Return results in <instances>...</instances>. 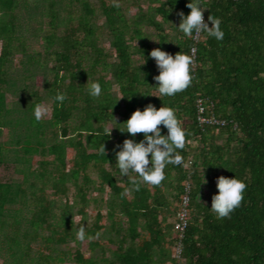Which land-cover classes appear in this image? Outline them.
<instances>
[{
  "label": "trees",
  "instance_id": "16d2710c",
  "mask_svg": "<svg viewBox=\"0 0 264 264\" xmlns=\"http://www.w3.org/2000/svg\"><path fill=\"white\" fill-rule=\"evenodd\" d=\"M97 1L101 3L100 12L105 19L101 25L96 21L99 11L91 0H77L79 7L67 9L68 14L63 17L57 0H43L48 3L44 15L49 17L42 37L43 51L31 54L24 37L17 34L16 10L27 0H0V12H3L0 16V167L5 162L4 151L11 143L18 163L30 164L35 155L52 156L50 160H40L34 171L22 168L23 183L30 181V175L36 180L29 184L34 188L31 194L35 211L28 220L30 230L20 234L16 216L10 224L15 228L13 235L5 233L13 264H52L55 259L64 260L52 253L39 252L37 259L31 254L32 242L42 237L43 229L51 231L43 238L45 247L54 252L57 249L48 246L74 237L71 212L74 206L66 203L59 223L53 225L50 219L55 215L45 192L50 188L55 195L66 196L67 184L72 182L81 206L78 211L85 221L91 202L87 189L94 184L86 173L90 168L98 173V192L110 189L108 229L120 236L116 242L115 238H109L116 246L112 249L113 258H102L104 262H168L174 241L172 219L180 208L184 182L189 181L192 186L190 222L181 264H264V0H200L208 8L204 12L206 20L211 13L222 18L225 36L217 40L202 32L198 41L194 39L195 34L189 37L179 29L170 35L164 27L173 19V13L181 10L190 13L189 0H156L158 5L149 6L146 12L138 6L139 11L131 22L120 5ZM63 24L65 29L59 34ZM144 26L156 31L154 41L145 34ZM105 37L110 39V52L99 44ZM193 45L195 56L191 51ZM157 47L172 54L183 50L195 57L192 83L174 96L151 95L159 94L158 81L154 79L159 68L150 56L151 50ZM17 52L27 57L31 65L48 67L50 62L53 65L48 67L51 79H45L47 96L34 91L27 99H21L23 109L12 110L7 105L6 85L8 68ZM109 74L112 79H108ZM88 81L102 84L100 97L89 95ZM115 85L120 96L113 92ZM58 91L65 93L62 102L55 100ZM199 98L208 107V115L212 113L225 119L227 125L202 126L197 119ZM45 100L52 102L51 117L37 121L34 107ZM149 103L157 108L165 103L176 110L187 134L185 147L178 149L187 167L183 162L168 164L161 184L140 182L141 187L129 191V197L125 189L138 174H131L132 178L122 176L113 149L132 136L121 131L124 125L120 123ZM16 113L17 116L9 118ZM10 125L13 127L11 140H1L5 127ZM106 126L113 128L110 135L104 133ZM161 127L166 134L167 128ZM143 135L137 133L135 139H142ZM223 136V142H218ZM192 141L198 143L197 149L192 148ZM103 143L106 151L101 152ZM69 148L74 151V157L67 169ZM221 174L237 175L245 180L247 187L241 205L230 217L219 219L210 207L213 195L219 192L216 178ZM81 176L83 183L79 180ZM27 195L23 185L0 182V235L8 223L7 210L16 204L23 207ZM14 212L17 215L18 211ZM102 220V212L98 211L86 233L100 237L106 229ZM89 248L103 249L93 238ZM74 259L78 264L96 262L92 257L85 258L78 249Z\"/></svg>",
  "mask_w": 264,
  "mask_h": 264
},
{
  "label": "rangeland",
  "instance_id": "374dc122",
  "mask_svg": "<svg viewBox=\"0 0 264 264\" xmlns=\"http://www.w3.org/2000/svg\"><path fill=\"white\" fill-rule=\"evenodd\" d=\"M59 2V11L61 13V17L66 16L68 14L67 9L72 8V10L77 9L78 2L77 0H57ZM107 4H117L120 5L122 11L124 12L126 19L130 22L133 19V16L136 15L139 11V7L142 8L144 12L148 11L149 6H156L158 3L156 0H105ZM92 5L98 9V16L96 18L97 24L101 25L104 23L105 19L104 16L101 14L100 5L101 3L97 0H91ZM48 3L43 2V0H27V3L22 4L17 10L16 15L18 16L17 20V34L24 37L26 41V45L30 50V53H36L43 51V34L44 29L48 27L47 23L49 17L45 14L47 11ZM139 6V7H138ZM80 10V8H79ZM173 19L171 22L164 24L166 31L171 34H176V31H179L177 27L181 21V17L179 13H173ZM3 15V12H0V16ZM159 19H161L158 16ZM177 25V26H176ZM65 29L64 24L60 26L59 34L63 32ZM145 34L148 36L150 35L151 41H154V36L156 31L151 27H143ZM101 46L104 47L106 52L111 51L110 46V39L108 37L103 38L100 43ZM2 42L0 41V52H1ZM37 54V53H36ZM21 52H17L12 61L9 65V83L6 85V100L7 105L12 110H19L23 109L24 106L21 104V99H27L32 92L37 91L40 95L47 96L48 88L45 85V79H51V76L48 75V67L53 65L52 62L48 64V67L38 66V64L31 65L28 63V58L23 57ZM108 79H112V75H108ZM113 92L115 95L120 96L118 86L113 87ZM34 98H32L33 100ZM49 106V111L44 116L43 119H49L52 114V102L50 100H45ZM18 113L14 115H10L9 118L17 116ZM111 127V125L109 126ZM4 135L2 136L1 140L7 139L9 140L11 135L13 134V127L10 125L9 127H5L3 131ZM48 142H51V139L48 137ZM225 137L219 139L218 142H223ZM11 140V139H10ZM12 143L8 145L7 150L4 151L5 153V162L0 167V182H11L14 185H23L27 188L28 195L24 198L25 205L20 208V205L16 204L10 207L7 210L6 214V221L8 222L5 226V229L2 230L0 235V264H13V259L8 252V247L6 246L5 240V233L11 232L13 235L14 227H10V224L15 221V217L17 216L20 222V234H22L25 230H30L28 220L32 217L33 212L35 211L34 206V198L32 197V192L34 188H31L29 184L31 182H36L34 180V176L30 175V181L23 183V173L22 168H29V171H34V169L39 165L40 160L42 159H52V156H41L35 155L31 161V163H18L14 159L16 158L15 151L12 149ZM191 146L193 149H197L198 143L195 141L191 142ZM74 157V151L72 149H67V169H69L72 165V159ZM29 166V167H28ZM87 175L94 180V184H90L89 189H87L88 200H91L90 204H88V216L85 221H83V217L79 214V208H81L78 199L76 198V188L72 182L67 184L68 186V194L66 196H57L52 192V189L47 188L45 195L46 199L50 203V207L52 208V212L54 213L55 217L50 219V222L53 225L59 223L61 211L64 208L65 204L68 203L69 205L74 206L71 209L72 216H73V230L74 233L73 238H69L67 242L62 244H51L48 246L52 249L56 250L57 252L52 251L51 249H47L45 247L46 242L44 241L43 237L48 236L51 231L48 229H43L41 231L42 237L38 238V241L32 242V251L31 254L34 259L39 257V252H43L46 254L52 253L54 257H58L60 255L64 260H53L51 261L52 264H78V262L74 259L76 250H80L85 258L92 257L96 260L95 264H110L108 262H104L102 258L112 259V249L116 246L115 243H110L109 238H115L114 241L116 242L119 238L115 236L113 231H110L109 226L110 222L107 220L108 209H107V201L110 198V189L106 188L103 193L98 192V187L100 186L99 177H97V171L90 168L86 172ZM83 176V175H82ZM82 176L80 177V183H83ZM40 182H38L39 184ZM120 185H123L122 182H119ZM40 185V184H39ZM164 190V189H163ZM40 193V192H38ZM164 194L168 196L170 201H172V197L168 192ZM127 195L131 197V194L127 192ZM94 199H97L98 202H94ZM20 208V210H19ZM15 210L18 211L17 215L15 214ZM98 211L102 212L103 220L101 223L105 224L106 229L101 231L100 237L93 238V241H99L102 244L103 249L96 248L95 250H91L89 248V241L90 239L86 238L81 240L77 238V229L80 224L84 223L87 225V230L93 225V221L95 220L96 214ZM13 216V217H12ZM124 221H127L126 217H123ZM126 227V226H125ZM109 228V229H108ZM109 230V231H108ZM57 237V236H56ZM23 241V239H22ZM138 243V242H137ZM172 256V251H171Z\"/></svg>",
  "mask_w": 264,
  "mask_h": 264
},
{
  "label": "clouds",
  "instance_id": "9594fccd",
  "mask_svg": "<svg viewBox=\"0 0 264 264\" xmlns=\"http://www.w3.org/2000/svg\"><path fill=\"white\" fill-rule=\"evenodd\" d=\"M188 7L191 9L190 13L186 14L181 10L179 13L181 21L178 26L176 25L186 36L191 37L195 33L206 32L217 40L224 38L225 32L222 28L221 17L211 13L206 20L204 12L208 8L203 6L200 0H189ZM191 51L193 53L196 51L195 45ZM150 56L155 58L159 68V74L154 77L158 81L156 86L159 94L151 95L161 98L174 96L190 86L195 63L193 55L183 50L172 54L157 47L151 50ZM86 86L90 96L100 97L102 95L103 86L99 81H88ZM64 99L65 93L58 91L55 100L62 102ZM48 111L49 106L46 103H37L34 107L35 119L37 121L42 120ZM120 124L124 125L123 128H120L121 131L131 133L132 136L125 138L113 149L116 165L122 176L132 178L131 174H138L137 178L133 179L131 186L125 189V192H129L133 188L139 189L141 187L140 182H145L148 185L161 184L166 177L165 168L168 164L180 165L183 162L184 166L187 167L183 154L178 151V149L185 147L187 134L173 107L164 103L163 106L157 108L154 103H149L143 109L137 108L127 121ZM161 125L167 128L166 134ZM112 130L113 128L106 126L105 135H110ZM141 132L144 134L143 138L135 139L136 134ZM100 151H106L104 143L101 145ZM216 179L219 192L213 195L210 209L219 219L230 217L232 212L241 205L247 184L237 175L229 177L221 174ZM205 181L207 183L206 176ZM186 187H188L192 200V186L189 181L184 182L182 195L185 193ZM172 221L174 223L175 218ZM86 227L87 225L84 223L79 225L76 233L78 239L83 240L86 236L89 239L94 238L92 234L86 233ZM96 235L98 236L99 232ZM173 245L174 241L170 245L171 249ZM170 261H172V256L168 262Z\"/></svg>",
  "mask_w": 264,
  "mask_h": 264
},
{
  "label": "built area",
  "instance_id": "2783aa9c",
  "mask_svg": "<svg viewBox=\"0 0 264 264\" xmlns=\"http://www.w3.org/2000/svg\"><path fill=\"white\" fill-rule=\"evenodd\" d=\"M200 35L201 33H195L194 39L198 41ZM195 52L194 53L192 52L193 55L195 54ZM196 105H197V119L202 126L227 125V121L225 119H220L212 113L210 115L207 114L209 109L207 106H205L204 101L202 99L200 98L197 99ZM190 204H191V197L188 191V187H186V191L181 197L180 208L177 212L174 221L175 235H174V245L172 248V261L168 262L167 264H181V262L183 261L182 255L184 253V240L186 237V230L190 222Z\"/></svg>",
  "mask_w": 264,
  "mask_h": 264
}]
</instances>
